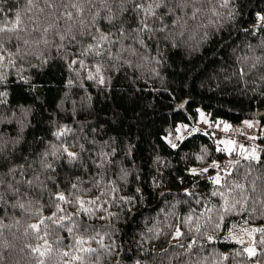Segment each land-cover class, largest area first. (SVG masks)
I'll use <instances>...</instances> for the list:
<instances>
[{"label": "trees", "instance_id": "trees-1", "mask_svg": "<svg viewBox=\"0 0 264 264\" xmlns=\"http://www.w3.org/2000/svg\"><path fill=\"white\" fill-rule=\"evenodd\" d=\"M261 16L264 0H0V264H264ZM200 109L257 117V157L197 128ZM246 222L255 255L228 235Z\"/></svg>", "mask_w": 264, "mask_h": 264}, {"label": "rangeland", "instance_id": "rangeland-1", "mask_svg": "<svg viewBox=\"0 0 264 264\" xmlns=\"http://www.w3.org/2000/svg\"><path fill=\"white\" fill-rule=\"evenodd\" d=\"M199 113L200 114L197 118L195 126L200 128L201 125L202 127L206 125L210 129H213L212 131L216 132L217 139L220 140L219 144L224 150L227 151L228 154H231L234 150H237L238 157L242 155L246 157H257L258 145L256 144H258V142H256V137H258L260 129V122L257 117L245 119L241 123H232L227 120L212 119L202 109H200ZM226 125L228 126L227 128L225 127ZM184 128H186V132L184 131ZM191 131L192 130L189 129L187 125L182 123V125L177 128V133L175 135L169 134L167 138L173 143L177 138L181 139ZM221 135L223 136L221 137ZM242 138H246V140L244 141ZM242 146H246L248 149H243L246 147L242 148ZM248 150L250 152H248ZM234 159L235 155H229L227 162L231 164ZM216 165H218V163H216ZM218 174L221 180V174L218 172H213V177H216ZM262 226L263 224L253 225L249 222H246L244 224H239L232 227L228 235L231 238L239 240L240 242H245L248 249H254V251H256L257 232L262 228Z\"/></svg>", "mask_w": 264, "mask_h": 264}, {"label": "snow or ice", "instance_id": "snow-or-ice-1", "mask_svg": "<svg viewBox=\"0 0 264 264\" xmlns=\"http://www.w3.org/2000/svg\"><path fill=\"white\" fill-rule=\"evenodd\" d=\"M73 7H75V5H73ZM69 15H71V14H69ZM261 20H264V16H261V17H259ZM146 27V26H145ZM0 30H2V29H0ZM249 126H251V125H249ZM226 128L228 127L227 125L225 126ZM173 147H175V145H173ZM68 155L70 156V157H73V158H75V153H68ZM255 158V157H254ZM50 167V166H49ZM212 167H219V165H212ZM192 171V173L193 174H196V169H192L191 170ZM203 172H207L208 171V169L207 168H204L203 170H202ZM213 179V181L215 182V183H220V177H219V174L216 176V177H213L212 178ZM59 199H61V200H64V196L63 195H60L59 196ZM82 203V202H81ZM31 227H33V228H38V226L37 225H32ZM179 235H181V233L179 232V231H177V236H179ZM88 251H92V249H88ZM246 251H248L249 252V255H255V251H254V249H246Z\"/></svg>", "mask_w": 264, "mask_h": 264}, {"label": "water", "instance_id": "water-1", "mask_svg": "<svg viewBox=\"0 0 264 264\" xmlns=\"http://www.w3.org/2000/svg\"><path fill=\"white\" fill-rule=\"evenodd\" d=\"M261 113H262V112H261V111H259V112L257 113V116H259Z\"/></svg>", "mask_w": 264, "mask_h": 264}]
</instances>
